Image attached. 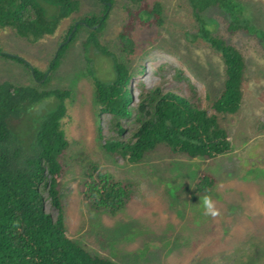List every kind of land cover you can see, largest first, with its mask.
Masks as SVG:
<instances>
[{
    "label": "rangeland",
    "instance_id": "1",
    "mask_svg": "<svg viewBox=\"0 0 264 264\" xmlns=\"http://www.w3.org/2000/svg\"><path fill=\"white\" fill-rule=\"evenodd\" d=\"M149 1L162 3L165 21L137 32L136 55L123 51L119 37L128 0H115L102 43L133 67L144 60L142 79L149 87L163 82L166 89L190 94L192 84L204 100L217 95L224 82L223 62L207 45L187 38V33L195 32L190 0ZM236 1L243 14L264 30V0ZM38 2L48 18L58 13V6ZM101 10L99 0H81L79 12L38 41L22 37L11 27L0 29L1 52L31 67L0 56V85L38 84L34 68L47 72L70 28ZM205 15L212 29L244 54L247 64L242 106L226 123L232 144L228 154L213 160L190 158L161 145L143 161L132 163L118 153H108L101 135H111L110 118L100 112L90 70L105 81L113 80L115 72L109 57L85 47L88 31L79 34L45 88L72 92L63 121L70 147L62 155L66 172L60 189L68 234L93 255L116 264H264V48L243 32L225 31L222 10L211 8ZM177 69L184 71L186 79H176ZM53 102L49 98L30 108L17 126L11 122V129L21 137L34 138L36 120ZM92 164L135 184L133 200L118 214L97 212L85 202L83 192ZM204 173L219 180L207 195L195 193ZM47 209L56 215L50 203Z\"/></svg>",
    "mask_w": 264,
    "mask_h": 264
},
{
    "label": "trees",
    "instance_id": "2",
    "mask_svg": "<svg viewBox=\"0 0 264 264\" xmlns=\"http://www.w3.org/2000/svg\"><path fill=\"white\" fill-rule=\"evenodd\" d=\"M45 1L59 8L53 18L47 17L38 0H0V29L11 27L22 37L38 41L54 34L62 20L81 8V0ZM128 1L119 37L123 51L134 56L138 53L137 32L163 25L164 7L159 1ZM99 2V14L86 15L70 28L49 70L39 72L34 68L38 84L0 85V264H116L89 253L68 234L60 186L66 172L62 155L70 147L63 121L72 92L60 88L45 90L82 31L89 32L85 47L92 46L109 57L115 72L113 80L105 81L90 70L100 112L110 118L111 135H101L108 153H118L129 162L138 163L161 145L175 154L210 160L232 151L226 123L242 106L247 64L244 54L212 29L205 12L211 8L222 10L225 31L243 32L263 48L264 30L243 14L236 0H190L195 32L187 33V38L207 45L220 56L224 66L221 90L204 100L192 84L190 94L166 89L163 82L149 87L142 79L144 60L133 67L130 61L114 55L101 37L115 0ZM0 56L31 70L21 58L1 50ZM177 70L176 79H186L184 71ZM49 98H54V102L36 120L34 138H22L11 129L12 121L17 126L24 113ZM218 182L216 176L204 173L195 184V193L207 195ZM135 192L133 182L116 179L92 164L83 196L91 209L115 215L129 205ZM47 203L56 215L48 211Z\"/></svg>",
    "mask_w": 264,
    "mask_h": 264
},
{
    "label": "clouds",
    "instance_id": "3",
    "mask_svg": "<svg viewBox=\"0 0 264 264\" xmlns=\"http://www.w3.org/2000/svg\"><path fill=\"white\" fill-rule=\"evenodd\" d=\"M206 204H207V201H206ZM209 206V208L211 207L210 205H208ZM213 215H215V213H213Z\"/></svg>",
    "mask_w": 264,
    "mask_h": 264
},
{
    "label": "water",
    "instance_id": "4",
    "mask_svg": "<svg viewBox=\"0 0 264 264\" xmlns=\"http://www.w3.org/2000/svg\"><path fill=\"white\" fill-rule=\"evenodd\" d=\"M71 38V37H70ZM57 57V56H56Z\"/></svg>",
    "mask_w": 264,
    "mask_h": 264
}]
</instances>
